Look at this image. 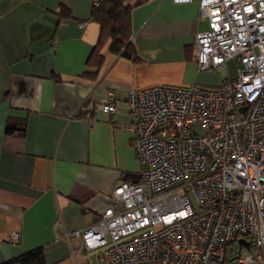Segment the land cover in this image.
<instances>
[{"label":"crops","instance_id":"obj_1","mask_svg":"<svg viewBox=\"0 0 264 264\" xmlns=\"http://www.w3.org/2000/svg\"><path fill=\"white\" fill-rule=\"evenodd\" d=\"M95 1L0 0V263L41 247L46 264H106L81 232L120 208L114 186L140 171L125 97L112 115L101 111L107 89L215 87L236 76L234 59L217 73L197 69L194 37L207 20L196 2L122 0L127 57L110 38L98 43Z\"/></svg>","mask_w":264,"mask_h":264},{"label":"built area","instance_id":"obj_2","mask_svg":"<svg viewBox=\"0 0 264 264\" xmlns=\"http://www.w3.org/2000/svg\"><path fill=\"white\" fill-rule=\"evenodd\" d=\"M172 1L196 2L207 20L197 69L234 59L236 76L105 91L109 116L125 97L140 171L81 237L106 264H223L233 244L238 264H264V0Z\"/></svg>","mask_w":264,"mask_h":264},{"label":"trees","instance_id":"obj_3","mask_svg":"<svg viewBox=\"0 0 264 264\" xmlns=\"http://www.w3.org/2000/svg\"><path fill=\"white\" fill-rule=\"evenodd\" d=\"M99 24V40L102 42L106 38H110V50L119 55L131 57L132 44L129 30V7L123 4L122 0H100L98 5L94 6L91 14ZM97 46L93 50V54L98 56ZM7 131H11V126L6 127ZM0 264H46L41 247H37L21 253Z\"/></svg>","mask_w":264,"mask_h":264},{"label":"rangeland","instance_id":"obj_4","mask_svg":"<svg viewBox=\"0 0 264 264\" xmlns=\"http://www.w3.org/2000/svg\"><path fill=\"white\" fill-rule=\"evenodd\" d=\"M236 65L237 64H236V62L234 60H231V62H229V67H231V69L235 70ZM200 71L216 73V72H214L212 70H200ZM237 246H238V244H233L230 247V250H228L226 252V258H225V261H224L223 264H238L237 261H236L237 257H235Z\"/></svg>","mask_w":264,"mask_h":264},{"label":"water","instance_id":"obj_5","mask_svg":"<svg viewBox=\"0 0 264 264\" xmlns=\"http://www.w3.org/2000/svg\"><path fill=\"white\" fill-rule=\"evenodd\" d=\"M240 241H242V240H240Z\"/></svg>","mask_w":264,"mask_h":264}]
</instances>
